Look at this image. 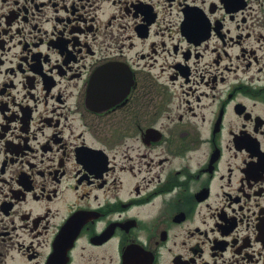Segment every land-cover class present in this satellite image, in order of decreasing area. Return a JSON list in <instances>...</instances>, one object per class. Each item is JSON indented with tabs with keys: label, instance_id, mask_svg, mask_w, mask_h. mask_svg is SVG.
Segmentation results:
<instances>
[{
	"label": "flooded vegetation",
	"instance_id": "obj_1",
	"mask_svg": "<svg viewBox=\"0 0 264 264\" xmlns=\"http://www.w3.org/2000/svg\"><path fill=\"white\" fill-rule=\"evenodd\" d=\"M0 264H264V0H0Z\"/></svg>",
	"mask_w": 264,
	"mask_h": 264
}]
</instances>
